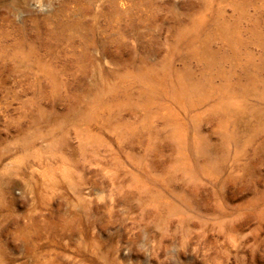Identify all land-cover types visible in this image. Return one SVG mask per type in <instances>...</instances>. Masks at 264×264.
Here are the masks:
<instances>
[{
  "label": "rangeland",
  "instance_id": "1",
  "mask_svg": "<svg viewBox=\"0 0 264 264\" xmlns=\"http://www.w3.org/2000/svg\"><path fill=\"white\" fill-rule=\"evenodd\" d=\"M0 264H264V0H0Z\"/></svg>",
  "mask_w": 264,
  "mask_h": 264
}]
</instances>
